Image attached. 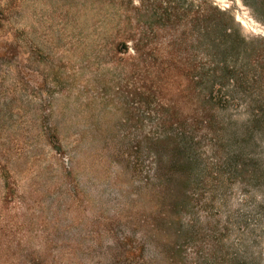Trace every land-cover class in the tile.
I'll return each instance as SVG.
<instances>
[{"label": "rangeland", "instance_id": "1", "mask_svg": "<svg viewBox=\"0 0 264 264\" xmlns=\"http://www.w3.org/2000/svg\"><path fill=\"white\" fill-rule=\"evenodd\" d=\"M11 5L17 7L0 28V47L18 45L8 65H0V264H200L197 253L210 240L200 239L197 228L205 220L223 221L228 208L224 203L221 214L197 209V154L212 162L211 149L223 143L218 155L227 159L236 147L232 137L241 132L227 127L226 117L236 113L228 108L211 109L224 129L200 123L201 102L221 82L212 69L224 55L210 40L197 39V5L207 22L227 21L241 37L262 45L264 3ZM142 22L152 38L147 55L137 58L124 49L123 31ZM230 84L227 79L221 86L229 90ZM250 85L236 97L264 99L263 81ZM49 134L60 136L63 145L51 144ZM156 135L163 139L154 146ZM255 137L249 148L261 156L264 138ZM152 150L164 171L162 198L146 185L157 166ZM226 175L210 176L217 202L227 192L220 191ZM222 243L226 252L228 239Z\"/></svg>", "mask_w": 264, "mask_h": 264}, {"label": "trees", "instance_id": "2", "mask_svg": "<svg viewBox=\"0 0 264 264\" xmlns=\"http://www.w3.org/2000/svg\"><path fill=\"white\" fill-rule=\"evenodd\" d=\"M115 1L122 4L125 0ZM201 1L204 2V0ZM255 2L262 5L264 0H255ZM11 4L12 0H7L4 3L0 1V28L2 23L8 21L9 10L12 7H17V5L12 6ZM214 9L224 13L217 7ZM205 15L204 8L197 5V39L203 40L204 43L206 40H210L212 45L215 43L224 57L216 61V67L212 69L211 76L221 82L218 83V88L214 87L206 94L207 98L203 100L205 103L201 102L200 123L206 129H209L210 125L217 126V130L224 129L222 124L212 118L211 109L214 107L232 109L236 113L226 117L228 119L226 125L232 127L233 131L239 129L241 135L232 137L236 147L231 150L227 159L224 155H218L219 149L224 145L223 143L211 149V155L215 154L214 160L211 159L212 162L205 163L197 154V209L207 212L213 209L215 214H221L224 203H227L228 208L227 212L224 213L226 216L224 215L223 221L218 219L214 222L205 220V227L197 228V235L200 239L210 240L204 245L206 248L203 251L200 249L202 246L197 247V252L202 251L197 253V260H200V264H224L223 260L226 262L225 264H264V145L260 146L261 156L255 153L254 149L249 148V143L257 139L256 134L259 137L262 135L264 138V99L245 100L236 97L248 92L251 88L250 83L260 81L264 83V44L254 45L252 41L241 37L231 29L227 21L207 22L209 19ZM149 26L143 22L137 24L136 27H132L130 24L125 25L123 47L126 51L130 49L133 53L132 56L138 58L147 55L149 40L152 38V31L149 30ZM0 48V60H2L0 65H8L5 61L7 57L15 53L18 45L15 43L13 46L10 43ZM228 51L236 52L237 55H241V58H232L233 55L228 54ZM242 55L252 57L250 59L245 57V59ZM248 72H252L250 81H247ZM227 79L231 83L229 90L221 86ZM0 93L3 92L0 91ZM2 109L1 107L0 110L2 111ZM240 115L244 118L243 120L235 119L240 118ZM48 139L51 144L63 145L61 137L57 134H49ZM162 139L163 135H156L151 139L153 140L152 144L155 146ZM216 139L217 137H214L213 134L212 143L215 146L218 145ZM178 147L183 152L187 149L184 147L183 141L180 145L178 144ZM152 153L153 158H157L154 161V164L157 165L158 153L154 150ZM190 160L189 156L186 157L187 163H190ZM199 161L202 164H199ZM225 171L228 180L221 184L223 187L220 191L223 192V188H225L227 192L224 195L218 194L221 198L219 199L220 202H217L216 196H212L210 193L216 181L212 182L214 178L210 179V176L212 174L217 177ZM153 173L155 175L153 174L152 180L146 185L162 198L166 193L162 165L155 166ZM234 174L241 176V179L236 182L233 177ZM190 184L191 182L187 181L186 188L190 187ZM187 190L183 191L184 199L189 197L186 195L189 193V188ZM224 237L229 242L226 252L223 250L224 244L222 243Z\"/></svg>", "mask_w": 264, "mask_h": 264}]
</instances>
